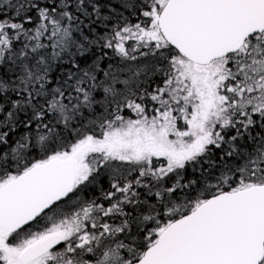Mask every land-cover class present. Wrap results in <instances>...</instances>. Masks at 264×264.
<instances>
[{
	"label": "snow or ice",
	"instance_id": "snow-or-ice-1",
	"mask_svg": "<svg viewBox=\"0 0 264 264\" xmlns=\"http://www.w3.org/2000/svg\"><path fill=\"white\" fill-rule=\"evenodd\" d=\"M0 264H264V0H0Z\"/></svg>",
	"mask_w": 264,
	"mask_h": 264
}]
</instances>
